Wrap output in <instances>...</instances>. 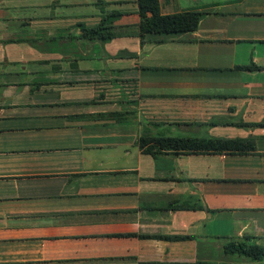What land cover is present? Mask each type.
I'll return each instance as SVG.
<instances>
[{
    "label": "crops",
    "instance_id": "obj_1",
    "mask_svg": "<svg viewBox=\"0 0 264 264\" xmlns=\"http://www.w3.org/2000/svg\"><path fill=\"white\" fill-rule=\"evenodd\" d=\"M157 1L0 0V264H264V0Z\"/></svg>",
    "mask_w": 264,
    "mask_h": 264
},
{
    "label": "trees",
    "instance_id": "obj_2",
    "mask_svg": "<svg viewBox=\"0 0 264 264\" xmlns=\"http://www.w3.org/2000/svg\"><path fill=\"white\" fill-rule=\"evenodd\" d=\"M135 3L137 14L142 19L146 18L147 16L155 17L159 14V4L157 0H135ZM96 30L97 29H90L89 31ZM150 141L156 143L160 148L193 149L200 147V144H197L192 139H177L168 137H154L151 139L140 138L138 145H146L144 151L151 152L154 145L150 144ZM222 249L226 253L246 255L254 260L264 257V248L253 244H248L240 240H226L222 245Z\"/></svg>",
    "mask_w": 264,
    "mask_h": 264
}]
</instances>
